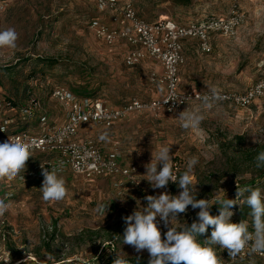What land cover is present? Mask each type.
<instances>
[{"label":"rangeland","instance_id":"1","mask_svg":"<svg viewBox=\"0 0 264 264\" xmlns=\"http://www.w3.org/2000/svg\"><path fill=\"white\" fill-rule=\"evenodd\" d=\"M4 1L0 30L15 28L19 38L15 49H0V102L10 98L18 101L20 108L39 100L44 113L57 123L63 109L51 100L54 87L63 86L80 97L95 93L96 98L114 105L134 99L150 102L165 95L164 85L152 81L153 74L162 76L155 61L146 59L128 67L123 45L109 47L90 31L91 21L104 19L96 6L85 0ZM119 1L131 3L148 22L170 19L181 24L224 17L230 4L229 0H193L189 7H180L174 0ZM241 9L245 19L236 36H215L211 54L201 53L195 43L186 44L180 69L181 92L193 91V87L207 91V86H214L242 93L264 76V0H242ZM198 105L189 103L180 112ZM180 112L147 109L132 113L109 129L93 125L84 134L91 135L106 153L118 149L122 164L134 169L130 178L88 181L68 171L63 174L67 197L60 202H45L39 190L43 179L28 177L40 161L51 158L39 153L27 161L26 171L21 173L25 183L19 176L0 181V198L11 202V209L0 218L5 235L4 241L0 237V264H18L27 259V254L28 264H38L47 253L55 257L47 261L49 264H107L117 253H126L132 263L138 256L140 263L148 261L146 250L137 253L132 246L122 245L126 227L122 218L131 215L137 205L146 206L147 195H178L182 191L178 188L173 192L171 181L166 188L153 189L145 180L144 165L161 145H172L174 174L184 170L190 157L199 158L193 172L194 182L198 183L197 199L212 198L215 202L216 197L225 195L235 199L236 184L259 187L264 193V168L256 167L255 152L264 146V99L250 108L222 101L205 110L201 125L189 131L179 126L176 116ZM9 119L19 118L15 111L1 109L0 124ZM37 119L29 120L32 132L37 131L31 127ZM105 131L110 142L98 139ZM6 194L12 197L6 199ZM243 200H238V209L244 205ZM100 202L110 203L105 217L95 211ZM238 209L232 210L231 221ZM198 211L189 206L173 224L191 225ZM247 220L252 223V217ZM157 224L164 239L167 228L159 217ZM210 236L207 231L197 239L204 243ZM213 247L222 264H264V258L250 254L232 259L227 249Z\"/></svg>","mask_w":264,"mask_h":264},{"label":"built area","instance_id":"2","mask_svg":"<svg viewBox=\"0 0 264 264\" xmlns=\"http://www.w3.org/2000/svg\"><path fill=\"white\" fill-rule=\"evenodd\" d=\"M85 1L96 6L104 13V18L110 20V24H106L103 19L91 21L89 29L94 36L109 47L119 44L128 47L124 56V62L128 67H134L146 59L155 61L162 69V76L153 74L152 81L164 85L165 95L150 102L134 99L120 107H112L101 99L79 97L63 86L54 87L51 99L59 103L65 113V123L61 126L51 123V119L44 113L42 105L37 100H32L30 106L20 107L17 114L24 121L38 116L37 131L25 130L7 134V127L15 123V120L9 119L0 124V143L5 142L8 137L25 138L35 142L33 155L41 153L51 156L40 161L36 169L30 171L28 177L33 180L43 179L40 163L46 167H57L61 170V175L69 171L88 181L104 177L130 178L134 169L122 164L118 149L106 153L94 141H80L78 139L80 130L88 125L109 129L132 113L147 109H164L168 113H178L189 103L199 102L194 91L184 93L180 91V69L185 60L184 43L194 41L201 53L211 54L214 37L217 35L224 38L235 37L245 19L241 9L242 0H229V10L224 17L187 25L178 24L173 20L147 22L138 15L135 7L129 2ZM5 2L0 0V9L5 7ZM222 94L225 97L223 102L232 103L239 108H250L264 99V76L242 93L222 91ZM1 109L16 111L11 103H0ZM11 197L10 194L5 195L6 199ZM3 226L4 223L0 226V237L4 241ZM244 255H250L248 248L240 254ZM251 255L264 258V253Z\"/></svg>","mask_w":264,"mask_h":264},{"label":"clouds","instance_id":"3","mask_svg":"<svg viewBox=\"0 0 264 264\" xmlns=\"http://www.w3.org/2000/svg\"><path fill=\"white\" fill-rule=\"evenodd\" d=\"M18 38L19 34L15 28L0 30V49H15ZM193 91L196 93L195 97L199 105L190 110L186 108L176 116L179 126L184 131L199 127L204 120V111L225 99L222 91L214 86H207V91L204 92H196L193 87ZM98 139L102 142H110V136L106 131L101 133ZM254 142H257L255 138ZM34 144V141L21 137H8L5 142L0 143V181H11L18 176L24 181V175L21 176V173L26 171L27 161L34 154ZM171 146V144L161 145L156 151H152L151 161L144 165L146 169L144 177L153 189L166 188L171 181L182 191L178 195L167 192L158 196L147 195L146 206L137 205L131 215L122 218L126 224L121 237L122 245L132 246L137 253L146 250L149 254L148 264H222L213 247L217 245L221 249H227L228 256L232 259L246 248L249 249L250 254L264 253V193L261 189L242 188L236 184L235 199H228L226 195L216 197L215 202H212V198L197 199L198 183L194 182L193 172L194 166L199 163V158L190 157L184 170L176 175L173 172ZM40 167L43 181L39 190L43 201L49 203L63 201L67 197L68 190L61 170L55 166L46 167L41 163ZM256 167L264 168V151L256 156ZM246 192L248 195L245 197ZM241 197H244L243 203L251 209L249 215L252 217L253 232H249V225L245 220L239 223L231 222V217L234 215L231 209L240 205L238 200ZM213 205H219L218 215L210 214ZM109 206L110 203L100 202L95 211L105 217ZM189 206L192 209H199L197 219L191 225L186 222L174 225L173 221H179L178 216L186 213ZM10 209L11 202L0 198V218H3ZM157 217L167 228L164 239L157 224ZM209 226L213 229L210 238L204 240V243L199 242L197 238L205 234ZM127 257L126 253L124 255L117 253L113 264H132ZM54 259L51 253H47L46 259L39 261L38 264H47L48 260ZM18 264H28V254L27 259L19 261ZM135 264H140L139 256L136 257Z\"/></svg>","mask_w":264,"mask_h":264},{"label":"trees","instance_id":"4","mask_svg":"<svg viewBox=\"0 0 264 264\" xmlns=\"http://www.w3.org/2000/svg\"><path fill=\"white\" fill-rule=\"evenodd\" d=\"M192 1L193 0H174V2H175V4L177 5V6H180V7H189L190 5H191V3H192ZM139 15V14H138ZM140 16V15H139ZM141 17V16H140ZM142 18V17H141ZM145 20V19H144ZM167 20H170V19H167ZM147 21V20H146ZM174 21V20H173ZM148 22V21H147ZM176 22V21H175ZM151 23H154V22H151ZM178 23V22H177ZM191 23H193V22H191ZM178 24H181V23H178ZM187 24H189V23H187ZM187 24H181V25H187ZM46 61V60H45ZM44 61V62H45ZM6 72V71H5ZM54 90V89H53ZM52 90V91H53ZM52 91H51V94H52ZM74 94V93H73ZM76 95V94H75ZM78 96V95H77ZM80 97V96H79ZM83 97H86V98H96V96H95V93H85V95L83 96ZM6 100H5V102L3 101V102H0V103H11L12 105H13V107H14V109L16 110L15 112H16V114H17V109H19V105H20V103H18V101H15V100H12V99H10V98H5ZM38 102H40L39 100H37ZM40 104H41V102H40ZM27 107V106H26ZM17 116H18V118L19 119H17V120H15V123L14 124H12V125H9L8 127H7V134H14V133H19V132H22V131H25V130H27L28 129V127L30 126V122L29 121H24L23 119H21V117L17 114ZM261 151H264V146H261V147H258L257 149H256V154L258 155ZM183 170H177L176 171V175H179V173L180 172H182ZM261 177L262 178H264V171L262 172V174H261ZM171 188H172V191L173 192H175L177 189H178V186H177V184L176 183H172V185H171ZM236 209H238L237 208V206H234L231 210H236ZM250 212H251V209H250V207L248 206V205H246V204H244L240 209H238L237 210V214H236V216L232 219V221L231 222H233V223H239V222H241L242 220H245V221H247L248 222V217L250 216L249 214H250ZM210 214H212V215H218L219 214V207H212L211 208V211H210ZM251 217V216H250ZM248 225H249V228H248V230H249V232H253L254 231V228H253V226H252V223H248ZM213 229H212V227L211 226H209V228H208V232H210L211 233V231H212ZM202 236V235H201ZM115 258H113V257H110L109 258V260H108V262H107V264H113V260H114ZM47 264H49V263H47ZM51 264V263H50ZM85 264H91V263H85ZM132 264H135V263H132ZM140 264H148V261H144V262H141Z\"/></svg>","mask_w":264,"mask_h":264},{"label":"crops","instance_id":"5","mask_svg":"<svg viewBox=\"0 0 264 264\" xmlns=\"http://www.w3.org/2000/svg\"><path fill=\"white\" fill-rule=\"evenodd\" d=\"M103 21L106 23V24H110V20L108 19V18H104L103 19ZM189 42H192V44L193 43H195V44H197L196 42H194V41H186L185 43H184V54H186V50H187V48H185V46H186V44L187 43H189ZM121 45H123V47H125V49H126V52H127V48L128 47H126L124 44H119V45H117V46H121ZM198 45V44H197ZM198 50H199V48H198ZM125 52V53H126ZM125 53H124V55L123 56H125ZM52 100V99H51ZM107 103V102H106ZM111 103V102H110ZM42 104V103H41ZM109 106H112V107H120V105H114L113 103H111V104H109V103H107ZM122 105H124V103L123 104H121V106ZM42 108H44V105L42 104ZM51 121V123L53 124L54 123V125H57V126H61V125H63L64 123H65V113H64V111H63V113H62V118H61V120L59 121V122H55V119L53 118V119H51L50 120ZM36 123V122H35ZM37 126V123L34 125H32L31 127H33V128H35ZM93 125H88V126H85V127H83L81 130H80V133H79V136H78V139L80 140V141H84V140H91V141H94L93 140V138H92V136L90 135V136H85L84 134L85 133H87L88 132V129L90 128V127H92ZM96 126V125H95ZM30 127V126H29ZM30 128H28V130H29ZM95 142V141H94ZM96 143V142H95ZM98 146H99V148H101V150L103 151V152H105V150H103V148L100 146V144H98V143H96ZM55 156V155H54Z\"/></svg>","mask_w":264,"mask_h":264}]
</instances>
